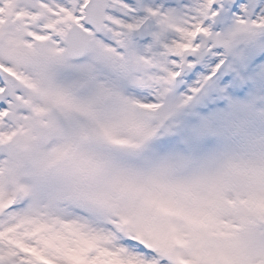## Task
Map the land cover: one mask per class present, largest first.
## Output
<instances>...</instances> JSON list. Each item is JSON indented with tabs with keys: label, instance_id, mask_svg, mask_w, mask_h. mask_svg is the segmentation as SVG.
Instances as JSON below:
<instances>
[{
	"label": "snow or ice",
	"instance_id": "obj_1",
	"mask_svg": "<svg viewBox=\"0 0 264 264\" xmlns=\"http://www.w3.org/2000/svg\"><path fill=\"white\" fill-rule=\"evenodd\" d=\"M0 264H264V0H0Z\"/></svg>",
	"mask_w": 264,
	"mask_h": 264
},
{
	"label": "rangeland",
	"instance_id": "obj_2",
	"mask_svg": "<svg viewBox=\"0 0 264 264\" xmlns=\"http://www.w3.org/2000/svg\"><path fill=\"white\" fill-rule=\"evenodd\" d=\"M227 75V74H226ZM229 87H231V84H229ZM230 96H232V93H229ZM233 99H236V100H243L244 97L243 96H232Z\"/></svg>",
	"mask_w": 264,
	"mask_h": 264
}]
</instances>
